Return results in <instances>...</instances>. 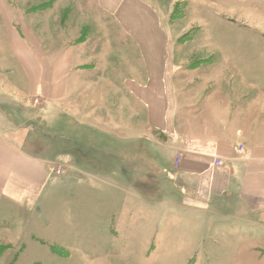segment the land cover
I'll return each mask as SVG.
<instances>
[{
  "label": "rangeland",
  "instance_id": "obj_1",
  "mask_svg": "<svg viewBox=\"0 0 264 264\" xmlns=\"http://www.w3.org/2000/svg\"><path fill=\"white\" fill-rule=\"evenodd\" d=\"M150 2L160 7L164 26H172L178 99L190 103L181 104L186 107L177 121L202 106L205 92L233 85L241 125L264 130V105L243 100L245 85L264 84V0ZM10 20L36 44L76 46L82 55L103 48L105 58L98 56L90 65L95 70L80 77L101 81L89 87V103L78 105L83 114L93 111L86 120L91 125L78 128L85 124L80 114L72 131L70 125L63 131L55 120L24 117L18 104L0 105V132L8 130V138L25 143L29 153L58 165L38 199L15 205L0 198V264H256L247 263V246L214 240L239 224L213 212L218 203H194L171 186L168 136L150 128L143 106L125 86L128 56L137 62L136 53L98 0H0V80L23 84L6 42ZM257 95L260 87L249 100ZM149 225L158 230V243L149 246L144 239L127 249L126 231ZM185 227L192 242L181 239ZM201 234L208 236L204 243ZM189 249L194 255L183 263ZM131 250L137 258H128Z\"/></svg>",
  "mask_w": 264,
  "mask_h": 264
},
{
  "label": "crops",
  "instance_id": "obj_2",
  "mask_svg": "<svg viewBox=\"0 0 264 264\" xmlns=\"http://www.w3.org/2000/svg\"><path fill=\"white\" fill-rule=\"evenodd\" d=\"M150 1L98 0L100 9L112 18L137 56V62H134L127 54L129 63L125 86L130 98L143 106L150 128L168 136L164 152L171 163L166 169L171 177V186L188 194L194 203H218L213 212L221 219L225 218L223 220L239 223L231 225V234L213 236L214 240L222 242L220 238L223 237V242H235L234 246L239 249L247 246L250 252L247 263L264 264V130L249 132L241 125L242 117L236 111L233 85L227 87L229 91L218 86L205 92L200 99L202 106L177 121L182 114L178 110L186 107L181 104L190 103L186 98L182 102L178 99L179 80L175 77L177 64L172 26H164L160 7ZM6 42L9 52L18 61L20 78L24 82L9 84L0 80V105L18 104L24 117L55 120V123H63L60 128L63 131L68 125L72 131L76 124L73 120L77 122L80 114L85 115V124L78 122V128L92 124L87 121L92 118L93 111L83 114L78 105L89 103V87L101 81L84 82L80 77L95 70V66L91 68L90 65L99 61L98 56L105 58V49L82 55L76 46L61 49L58 42H53L52 48L44 47L23 36L11 20L7 26ZM261 55L263 58L260 60L264 62V53ZM245 87L247 91L243 100L248 102V106L253 107L252 103L264 105V84L251 82ZM258 87L260 95L249 100ZM261 113L264 114L263 106ZM74 130L75 135L81 133ZM7 134L8 130L0 132V198L15 205L38 199L50 181L51 169L58 165L46 156L29 153L24 148L25 143L21 147ZM217 159L223 165H216ZM223 209H228L229 213L224 215ZM194 227L197 229V225ZM153 228L150 225L132 231L130 228L123 237L127 242L126 248L136 249L144 239L149 246L153 242L158 243V230ZM183 231L185 236L182 235L181 239L189 243V230L185 227ZM204 235L201 234L203 243L208 239ZM199 237L197 234L196 239ZM188 243L184 245L186 248ZM126 253L130 254L129 259L137 258L139 254L135 250ZM193 255L191 249L187 250L182 262L188 263L191 260L188 258Z\"/></svg>",
  "mask_w": 264,
  "mask_h": 264
},
{
  "label": "built area",
  "instance_id": "obj_3",
  "mask_svg": "<svg viewBox=\"0 0 264 264\" xmlns=\"http://www.w3.org/2000/svg\"><path fill=\"white\" fill-rule=\"evenodd\" d=\"M216 165L221 166V165H223V163H222V161L220 159H217Z\"/></svg>",
  "mask_w": 264,
  "mask_h": 264
}]
</instances>
